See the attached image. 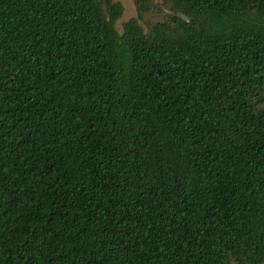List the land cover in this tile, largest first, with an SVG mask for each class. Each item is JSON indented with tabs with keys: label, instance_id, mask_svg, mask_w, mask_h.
<instances>
[{
	"label": "trees",
	"instance_id": "16d2710c",
	"mask_svg": "<svg viewBox=\"0 0 264 264\" xmlns=\"http://www.w3.org/2000/svg\"><path fill=\"white\" fill-rule=\"evenodd\" d=\"M0 0V264H264V0Z\"/></svg>",
	"mask_w": 264,
	"mask_h": 264
},
{
	"label": "rangeland",
	"instance_id": "374dc122",
	"mask_svg": "<svg viewBox=\"0 0 264 264\" xmlns=\"http://www.w3.org/2000/svg\"><path fill=\"white\" fill-rule=\"evenodd\" d=\"M120 4L122 11L120 17L115 21V28L118 32L121 29V24L130 17L135 16V7L132 0H113ZM162 0H153L151 10L144 14L139 20L140 26L145 30L147 23L160 21L166 17L167 10L161 4Z\"/></svg>",
	"mask_w": 264,
	"mask_h": 264
}]
</instances>
